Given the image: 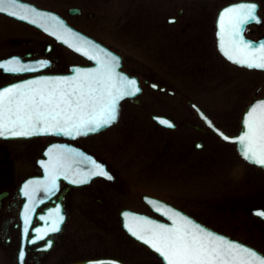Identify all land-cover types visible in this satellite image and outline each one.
Here are the masks:
<instances>
[{"label": "flooded vegetation", "instance_id": "flooded-vegetation-1", "mask_svg": "<svg viewBox=\"0 0 264 264\" xmlns=\"http://www.w3.org/2000/svg\"><path fill=\"white\" fill-rule=\"evenodd\" d=\"M235 1L239 0H229L218 7L213 14L212 24L207 25L204 21L209 19V13L200 14L201 20L194 16L182 20L185 9L179 8V0H158L154 4L157 6L154 14L151 11L147 12L151 40L144 45L136 42L131 37L132 33L128 34L131 35L127 41L124 38L122 42L118 35L119 25L125 19H128L129 27L132 28L129 30L135 29L133 15L136 10L135 0L131 2L129 0L130 11L124 19L111 18L110 8L107 6L95 9L88 7L91 3L114 4L115 0H70L68 6L66 5L68 0H65L61 6L58 3L54 5L55 7H46L59 14L64 24L79 31L76 33H79L80 37L85 33L119 53L122 60L121 68L129 76L139 80L141 91L134 97L129 96L121 101L120 116L115 123L93 134L76 138L56 134L29 138L0 137V264H87L84 263L87 260L102 257H114L126 264H167L161 255L127 232L123 226L122 211L133 209L166 221L165 216L153 210L151 204L144 199V195L158 196L179 208L178 202L165 198L161 193L145 189L143 182L150 176L155 180H158V177L162 179V176L167 175V171L171 169L179 171V154L182 157L194 156L197 161L195 166L207 167L208 170L215 168L216 173L222 166L230 167L231 161L235 160V165L242 164L244 168L243 171H239V175L246 181L250 190L243 195L236 194L232 190L236 186L235 183L227 178L223 186L228 188V191L219 192L215 185L216 189L210 194L211 205L226 208L228 223L223 225V229H217L202 218L193 216L231 238L245 242L264 253V216L259 214L260 210H264V168L248 161L239 153L235 142L226 140L217 133L198 113L193 102L204 109L218 128L231 135L240 130L241 117L238 129L230 132L208 107L196 100L187 102L194 113L192 118H199L200 122L191 120L189 116H183L184 107L187 106L184 105L185 98L172 83L173 80L179 79V74H157L161 62L156 56L161 57L170 50L164 43L162 44L163 37H168L176 47H179V37H183L181 40L183 45L188 49L191 58L197 62L213 63L214 67L217 61H223L230 66L248 69L227 59L218 46L219 10L223 5ZM256 3L259 5L257 14L261 19L248 22L244 28V34L253 40L264 38V0H256ZM169 9L172 13L165 17L164 13ZM2 15L38 30L47 40L38 41L31 38L12 40L23 48L1 56L0 59L19 55L22 60L42 59L51 63L40 71L28 73L10 72L0 67V86L36 73H67L74 64L93 63L67 43L60 41L53 32L46 33L34 25L0 12V16ZM170 17L175 19L172 20ZM51 25L55 27L56 21H51ZM72 38L76 41L78 39V37ZM142 46L147 50V57L142 54L140 49ZM134 48H138L141 53L133 55L130 50L135 51ZM63 49L66 50L65 59L62 56ZM68 55L81 58L85 62L68 61ZM169 96L173 97L172 104H168ZM163 115L170 117L173 125L163 124L157 119V116ZM181 116L185 119H180ZM136 125L138 128L132 132V136L138 138L145 135L148 140L146 148L140 151L141 153L136 151L132 154L124 153V150L120 149L117 156L108 157L100 150L93 151L84 141L114 126H122L118 132H114L116 138L117 136L129 138L128 129L130 126L135 128ZM51 144L74 145L89 152L96 160L105 164L106 169L111 173V178L96 175L87 183L74 185L63 177L58 179V186L52 193L45 191L40 195L38 190L36 192L38 193L36 197L39 198L38 204L34 207L35 211L29 213L30 222L28 233L25 235L24 206L28 203V198L23 194L24 182L30 176L43 175L44 165L40 161L50 159L49 154L46 155L44 151ZM99 145L102 148V144ZM139 149L141 147L137 150ZM78 162L81 168L87 166L86 160ZM247 169L248 173H246ZM135 192H141L140 201L128 200V197ZM138 202L147 210L135 209L133 206ZM57 208L63 214L58 230L33 241L31 239L33 235H40L35 229L39 227L43 230L45 226L51 225V220L45 217L55 216ZM49 241L50 246L44 247L43 245ZM21 250L25 253L23 260L19 258Z\"/></svg>", "mask_w": 264, "mask_h": 264}, {"label": "snow or ice", "instance_id": "snow-or-ice-1", "mask_svg": "<svg viewBox=\"0 0 264 264\" xmlns=\"http://www.w3.org/2000/svg\"><path fill=\"white\" fill-rule=\"evenodd\" d=\"M258 7L256 0H240L221 10L218 16L219 47L225 56L240 65L264 69V40L257 43L243 35L248 22L261 19L257 14ZM0 10L43 24L48 31L61 40H67L72 47L96 62L91 67L73 66L75 71L70 75H38L0 86V137L32 136L37 133L79 136L94 132L118 119L122 98L141 90L136 77L118 70L119 56L95 41L80 37L54 13L24 5L21 0H0ZM170 19L174 20L175 17ZM53 20L56 21L55 27L48 26ZM70 36L79 40L74 41ZM50 63L48 60L25 62L19 56H12L0 60V67L18 73ZM204 119L224 139L238 142L246 159L264 166V99L256 100L248 107L238 135H227L207 116ZM162 122L172 124L168 119H162ZM48 153L50 159L40 161L47 176L33 178L24 184L23 194L30 201L24 206L25 235L28 233L29 213L35 211L33 205L39 200L35 193L41 187L47 193H52L61 176L74 183H83L98 174L111 178L103 163L70 145H52ZM77 157H83L90 167L81 168ZM158 211L168 216L172 223L127 211L123 215L128 230L155 249L167 264H264V254L257 249L209 229L182 211L169 205ZM259 214L264 216V210H260ZM45 219H50L51 225L43 230L36 228V233L40 235H33V241L58 230L63 214L57 208L55 216H46ZM50 243L43 246L49 247ZM24 255L21 250L20 260ZM90 264L106 262L102 259ZM108 264L122 262L110 259Z\"/></svg>", "mask_w": 264, "mask_h": 264}, {"label": "rangeland", "instance_id": "rangeland-1", "mask_svg": "<svg viewBox=\"0 0 264 264\" xmlns=\"http://www.w3.org/2000/svg\"><path fill=\"white\" fill-rule=\"evenodd\" d=\"M30 1H35L45 7H55L54 5L58 3L59 6H61L62 3L65 2V0ZM69 1L70 0H68L66 4L67 6L70 4ZM157 1L158 0H135L136 10L135 14H133L135 16V29L132 31L129 30L132 28L129 27L130 23H128V19L121 21L123 23L119 25L120 30L118 33L121 42L124 38L126 41L129 39L131 35H128L129 33H132L131 37L134 38L136 42L143 43V45L151 40V34L148 30L149 19L147 17L149 16L147 12L151 11V13L154 14L155 10H157V6L154 4ZM227 1L229 0H212L209 2L202 0H179V8L183 7L185 9L182 14V20H187L190 16H194L195 18L199 17L201 20L200 14L206 12L209 13V19H206L204 22H206L207 25L208 23L212 24L213 14L218 7ZM128 2L129 0H115L114 4L111 2L100 5L98 3H91L88 7L90 9H95L96 7L107 6L110 8L109 16L111 18L122 17L124 19L130 11ZM170 13L172 12H170L169 9L164 13L165 17ZM150 17L152 20V15ZM25 38L36 39L38 41L47 40L38 30L28 27L21 22L12 21L9 18L3 17V15L0 16V57L16 52L18 49H22V45L13 43L12 40ZM182 38L183 37H179V47L173 45L174 42L171 43L168 37L161 38L163 41L162 44L164 43L170 50H168L165 55H161V57L156 56L161 62V65L157 68V74H179V79L173 80L172 83L174 84L173 87L179 89V92L184 95V105L187 106L184 107L183 116H189L191 120L195 119L200 122L199 118H192V114L194 113L187 102L188 100H196L203 106L208 107L213 115H215L230 132H235L240 126V117L245 107L252 101L254 96L264 95V71L241 69L239 66H230L223 61H217L214 67L213 63L209 64L204 61L197 62L194 58H191L188 49L181 41ZM166 47L165 49H167ZM134 49L136 50H130L133 55H137L142 51V54L147 57L145 46L140 48L141 51L138 50V48ZM63 50L64 53L62 56L65 59L66 50ZM67 60L85 62L81 58L69 55ZM200 67L202 68L200 69ZM172 102L173 97L169 96L168 104H172ZM180 119L185 118L181 116ZM120 127L122 126H114L104 131L102 134L84 141L93 151L100 150L102 154L104 153L108 157L117 156V152L120 149L121 151L123 149L124 153L130 154L144 151V148H146L148 144L146 136L142 135L138 138L136 136L134 137V135L132 136V132L138 128V125H136L135 128L134 126H130V129L127 131V133H129V138L119 136L116 138L114 132H118V130L121 129ZM116 143H118V146L115 148L114 146ZM99 144H102V148ZM138 147H141V149L137 150ZM234 159L238 160V158ZM196 162L194 156L182 157L181 154H179V171L174 169V171H172V169L168 170L167 175L162 176V179L158 177V180L150 178L153 177L150 176L144 180L143 187L147 190L161 193L165 198L178 202L179 207L185 211L202 218L204 221L214 225L217 229H223V225L228 223L225 214L226 208L225 206L219 207L218 205H211L210 200H212V198L210 194L216 189L215 185H217L219 192L224 193V191H228V188L223 186L227 178L235 183L236 186H234L232 190L236 192V194H245L250 188L247 187V183L243 177L241 178L239 175V171H243L244 167L240 162L239 165H235L236 161L234 160L231 161L232 165L230 167L227 168L222 166L216 173L215 168L213 170L212 168L208 170L207 167L201 168V166H195ZM248 172L247 169L246 173ZM214 177H216V180H214ZM231 187L232 185L230 188ZM140 194L141 192H135L128 197V200H136L135 202L140 201ZM133 207L138 210H147L146 207L142 204L140 205L139 202Z\"/></svg>", "mask_w": 264, "mask_h": 264}, {"label": "water", "instance_id": "water-1", "mask_svg": "<svg viewBox=\"0 0 264 264\" xmlns=\"http://www.w3.org/2000/svg\"><path fill=\"white\" fill-rule=\"evenodd\" d=\"M240 1H237V2H233V3H239ZM21 3L22 4H24V5H32L34 8H36V9H40L41 11H43V12H45V13H49V14H53V12L51 11V10H49V9H46V8H43V7H40V6H38L36 3H34V2H31V1H27V0H21ZM233 3H231V4H233ZM228 5H230V4H228ZM228 5H226V6H228ZM226 6H223L222 8H221V10L224 8V7H226ZM221 10H220V12H221ZM1 12H3L2 10H0ZM22 11H26V10H22ZM5 13V12H4ZM6 14H9V15H12V14H10V13H6ZM13 16V15H12ZM14 17H16V16H14ZM16 18H19V19H21V20H24V21H27V22H29V23H31V24H34V25H36V26H38V27H40L41 29H43V30H45V31H47V32H50V31H48L47 30V27L46 26H44L43 24H36V23H34V22H32L31 20H25V19H23V18H21V17H16ZM48 26H51V22L49 23V25ZM219 31V30H218ZM243 35L245 36V34H244V32H243ZM83 38H86L85 36H83ZM218 38H219V36H218ZM245 38H247L246 36H245ZM247 39H249V40H252V39H250V38H247ZM88 40H94V39H91V38H88ZM261 40H264V38H262V39H259V40H252V41H255V42H259V41H261ZM62 41H65V42H67V40H62ZM96 42V41H95ZM97 44H99V43H97ZM100 45V44H99ZM72 46V45H71ZM218 46H219V43H218ZM103 47H105V46H103ZM72 48H74V47H72ZM105 48H107V47H105ZM75 50H77L78 52H80L79 50H78V48H74ZM108 49V48H107ZM219 49H220V47H219ZM110 50V49H109ZM111 51V50H110ZM220 51L223 53V51L220 49ZM111 52H113V51H111ZM80 53H82L83 55H85L86 57H88L89 59H91L88 55H86L85 53H83V52H80ZM114 53V52H113ZM224 54V53H223ZM227 57V56H226ZM10 58V57H9ZM228 58V57H227ZM6 59H8V58H6ZM4 60V59H3ZM92 60V59H91ZM28 62H30V61H28ZM32 62H34V61H32ZM95 62V61H94ZM96 63V62H95ZM235 63H237V62H235ZM239 64V63H238ZM121 65H122V62L121 61H119V71H121V72H123L122 70H121ZM91 66H93V65H90V66H76V67H91ZM244 66H246V65H244ZM39 68H41V67H31L30 69H28V70H26V71H24V72H28V71H34V70H37V69H39ZM251 68H255V67H251ZM75 71V68L72 66V71L70 72V73H67V74H61V73H56V74H37V75H34V76H38V75H70V74H72L73 72ZM125 73V72H124ZM32 77V76H31ZM31 77H27V78H24V79H29V78H31ZM21 80H23V79H21ZM18 81V80H17ZM17 81H14V82H17ZM137 81H138V84H139V87H140V82H139V80L137 79ZM14 82H12V83H14ZM7 85V84H6ZM5 86V85H4ZM140 89H141V87H140ZM141 91V90H140ZM139 91V92H140ZM139 92H137V93H135L134 95H129L130 97H134L135 95H137ZM125 97H128V96H125ZM124 97V98H125ZM124 98H122V99H124ZM122 99H121V101H122ZM259 99H264V96H260V97H256L247 107H246V109H245V111H244V113H243V115H242V119H241V129H240V131L242 130V128H243V124H242V121H243V117H244V115H245V112L247 111V109H248V107L252 104V103H254L256 100H259ZM121 101H120V106H121ZM194 105H195V107H196V109H197V111H198V113L201 115V113H203L204 115H201L203 118H204V116H207L209 119H210V117L205 113V111L203 110V108H201L198 104H196V103H193ZM119 115H120V108H119ZM158 117H160V116H158ZM160 118H162V119H168V120H171L172 121V119H170V118H166V117H160ZM118 119H119V116H118ZM117 119V120H118ZM162 119H159L161 122H162ZM117 120H115L114 122H116ZM113 122V123H114ZM173 122V121H172ZM113 123H111V124H113ZM163 123V122H162ZM111 124H109V125H105L104 127H102V128H100V129H98V130H96V131H94V132H88V133H86V134H81V135H88V134H91V133H95V132H98V131H101V130H104V129H106L108 126H110ZM165 124V123H164ZM214 124V123H213ZM166 125H169V124H166ZM172 125V124H171ZM223 131V130H222ZM240 131L237 133V134H235V135H238L239 133H240ZM224 132V131H223ZM225 133V132H224ZM49 134H57V135H60V136H66V137H69V138H76V137H79V136H81V135H79V136H67V135H65V134H63V133H37V134H34V135H32V136H36V135H49ZM227 134V133H226ZM228 135V134H227ZM235 135H233V136H235ZM32 136H17V137H32ZM14 138H16V137H14ZM233 142H236V141H233ZM236 144H237V148H238V151L240 152V154L242 155V153H241V151H240V146H239V144H238V142H236ZM52 145H50V146H48L47 148H46V150H45V153L48 155L49 153H48V149L51 147ZM73 149H78L80 152H83V153H86L88 156H91V157H93L92 155H90L89 153H87V152H85V151H83V150H81L80 148H78V147H75V146H71ZM243 156V155H242ZM82 160V161H84L85 162V159L83 158V157H77V160ZM47 160H48V158H47ZM248 160V159H247ZM250 162H252V161H250ZM252 163H254V162H252ZM255 164H257V163H255ZM257 165H259V164H257ZM259 166H261V165H259ZM88 167H90V165L87 163V166H83V168L84 169H86V168H88ZM261 167H264V166H261ZM45 168V167H44ZM47 171L46 170H44V174L42 175V176H31V177H29V178H27L26 179V181H28V180H31V179H33V178H37V177H39V178H43V177H46L47 176ZM99 175V174H98ZM96 176V175H95ZM92 177H94V176H92ZM91 177V178H92ZM59 178H63V176H61V177H59ZM58 178V179H59ZM66 178V177H65ZM90 178V179H91ZM67 179V178H66ZM90 179H88V180H85L83 183H85V182H88V181H90ZM67 180H69V179H67ZM25 181V182H26ZM69 181H71V184H74V185H76V184H81V183H74L72 180H69ZM25 184V183H24ZM38 192V191H37ZM45 192V190H44V188H40L39 189V194L41 195V194H43ZM38 193H35V196L38 194ZM28 199H27V201H28V203L27 204H29L30 203V201H29V197H27ZM144 199L149 203V204H151L152 206H153V208L156 210V211H158V209L159 208H161V207H164L165 205H169V206H171L172 208H175V209H178V208H176L174 205H172L171 203H169L168 201H166V200H164V199H161V198H159V197H156V196H154V195H151V194H145L144 195ZM153 201H155V203H153ZM38 204V202L37 203H35L34 205H33V207H35L36 205ZM179 211H182L183 213H185L186 215H188V216H190L192 219H194L195 221H197L198 223H200V224H202V225H204V226H206V227H208L209 229H211V230H213V231H215V232H218V233H220V234H223V235H225L224 233H222V232H219V231H216L215 229H213V228H211V227H209V226H207L206 224H204V223H202V222H200V221H198L197 219H195L194 217H192L190 214H188L187 212H185V211H183L182 209H178ZM125 211H127V212H130V213H138V214H141V215H145V214H143V213H140V212H137V211H133V210H125ZM124 211V212H125ZM165 211H167V209H165ZM123 212V213H124ZM159 213H162V212H160V211H158ZM163 214V213H162ZM164 215V214H163ZM145 216H148V215H145ZM148 217H150V216H148ZM168 219H169V222H165V221H162V222H164V223H172V221H171V219L168 217V216H166ZM123 218H124V227L128 230V228H127V226H126V222H125V220H126V218L124 217V215H123ZM151 218H153V217H151ZM154 219V218H153ZM128 232H130L129 230H128ZM131 233V232H130ZM132 234V233H131ZM133 235V234H132ZM227 236V235H226ZM134 237H136L137 239H139L137 236H135L134 235ZM229 238H231L230 236H228ZM232 239V238H231ZM140 240V239H139ZM234 240H236V239H234ZM140 241H142V240H140ZM238 241V240H237ZM142 242H144V243H146L145 241H142ZM239 242H241V241H239ZM241 243H243V242H241ZM147 244V243H146ZM245 244V243H244ZM148 245V244H147ZM247 245V244H246ZM150 246V245H149ZM249 246V245H248ZM151 247V246H150ZM152 248V247H151ZM254 248V247H253ZM153 249V248H152ZM256 249V248H255ZM155 250V249H154ZM156 251V250H155ZM157 252V251H156ZM158 253V252H157ZM159 254V253H158ZM263 254V253H262ZM105 260V262H106V264H108V261L110 260V259H116V260H119V259H117V258H113V257H102V258H97V259H92V260H87V261H85L84 263H87V264H90V262H92V261H97V260ZM122 264H126V263H123L122 262Z\"/></svg>", "mask_w": 264, "mask_h": 264}]
</instances>
